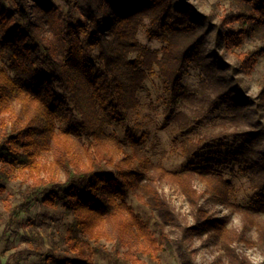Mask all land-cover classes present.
<instances>
[{
    "label": "trees",
    "instance_id": "trees-1",
    "mask_svg": "<svg viewBox=\"0 0 264 264\" xmlns=\"http://www.w3.org/2000/svg\"><path fill=\"white\" fill-rule=\"evenodd\" d=\"M230 2L231 10L215 24L190 0H0V192L19 170L32 176L20 203L6 197V230L37 201L70 218L50 247L41 244L40 233L27 238L43 257L39 264H99L96 256L107 264H149L172 249L168 222L182 228L184 238L203 231L223 243L236 238L255 245L244 239V230L235 235L224 217L210 214L204 198L236 207L245 224L257 226V244L264 248V223L253 214L264 208V182L249 203L235 201L223 170L233 163L243 171L250 167L239 157L258 144L261 130L197 133L219 105L227 107L232 123L243 117L262 123L252 115L264 105V79L253 98L239 89L238 76L253 71L264 48L237 53V65L225 55L264 26V0ZM145 19L160 24V33L151 31L161 39L160 49L139 42ZM192 65L201 71L200 99L209 107L189 115L174 103L196 95L182 85ZM153 75L167 92L166 119L176 125L171 154L188 159L180 168L155 161L148 132L138 136L139 123H130ZM46 152L52 157L44 158ZM164 182L181 189L194 224L179 222ZM232 255L234 264H255L234 247ZM15 257L0 264H20Z\"/></svg>",
    "mask_w": 264,
    "mask_h": 264
},
{
    "label": "rangeland",
    "instance_id": "rangeland-1",
    "mask_svg": "<svg viewBox=\"0 0 264 264\" xmlns=\"http://www.w3.org/2000/svg\"><path fill=\"white\" fill-rule=\"evenodd\" d=\"M197 10L211 17L215 24H219L224 14L231 10L230 0H190ZM237 29H241L236 23ZM153 33H160V24H153L149 19H145L140 26L137 37L140 43L150 46L155 49H160L163 43ZM264 48V26L254 37H246L242 44L236 48L234 52H227L225 55L226 61L237 65V53ZM240 86L242 92L251 97H258L262 88L264 79V56L255 64L253 71L250 74L240 72ZM182 85L183 91L193 96H184L174 103L177 111H184L189 115H194L198 110H207L209 107L208 100L200 99L202 96L203 84L201 82V71L192 65L187 68L183 75ZM211 93L210 88L207 89ZM201 93V94H200ZM167 92L162 87V81L157 76H151L145 81L143 88L139 92L141 105L138 111L132 116L130 123L138 122L136 126L138 136L143 132H148V152L155 161L161 160L171 168H180L188 163V159L171 154L174 136L177 134L176 125L169 123L166 119L168 110V102L166 98ZM213 97V95H211ZM202 100V101H201ZM219 109L214 113L209 114L203 120L197 133L211 135L216 132L232 131L234 128H259L263 136H260L258 144L249 147L244 152V156H240V161L247 163L250 167L245 171L241 170L238 163H233L225 167L224 173L226 177L231 179L234 186L235 201L249 203L251 196L259 189V185L264 182V105L260 108V112L253 113V118L260 117L262 123L250 124L244 117L232 123L229 119L231 115L225 106H218ZM127 128V127H126ZM114 130L125 132V129H115L110 127L109 131ZM45 153L44 158H51ZM46 161H48L46 159ZM64 179V172L61 174ZM32 181V176L28 171L19 170L16 177L6 183V191L0 192V263H5L14 254L17 259H20V264H39L43 261V257L37 255L30 241L27 239L33 235L40 233L42 235L41 244L44 247H50L53 240L59 238V233L66 231V223L70 218L63 215L61 211H55L53 208L46 207L41 201L33 202L28 208H24L20 214V222L13 226L12 229L6 230L7 221V205L6 197L14 204L20 203L21 190L24 189L28 182ZM201 189V183H197ZM171 208L175 211L179 222L186 226L195 223L192 215L191 205L186 196L181 192V189L171 183L164 182L161 185ZM136 206H140L139 200L131 197ZM206 201V203H205ZM213 216L224 217L227 221V228L235 235L245 232L244 239L251 240L253 244L246 241L228 240L222 242L220 238H215L207 232H200V235H194L193 238H184L182 228L174 223L168 222L166 229L172 239V249L164 253H160V257L155 261L149 259V264H234L233 263V247L236 252L244 255L251 262L258 264L264 263V248L257 243L259 242L258 228L255 224H245L242 213L236 207H227L221 203L208 201L205 198L202 200ZM255 211V210H254ZM253 213V212H252ZM255 220L261 219L264 223V208H257L253 213ZM259 215V216H258ZM106 245L110 248L111 243L106 241ZM14 259V258H11ZM95 260L99 264H107V259L96 256Z\"/></svg>",
    "mask_w": 264,
    "mask_h": 264
}]
</instances>
